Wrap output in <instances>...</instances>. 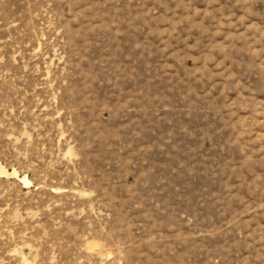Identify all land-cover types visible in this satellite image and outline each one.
<instances>
[{"label":"rangeland","instance_id":"374dc122","mask_svg":"<svg viewBox=\"0 0 264 264\" xmlns=\"http://www.w3.org/2000/svg\"><path fill=\"white\" fill-rule=\"evenodd\" d=\"M0 168V264H264V0H0Z\"/></svg>","mask_w":264,"mask_h":264},{"label":"bare ground","instance_id":"6f19581e","mask_svg":"<svg viewBox=\"0 0 264 264\" xmlns=\"http://www.w3.org/2000/svg\"><path fill=\"white\" fill-rule=\"evenodd\" d=\"M12 171L10 173H8L4 169L0 168V176H3V177H11V178L13 177V178L17 179L18 182L20 184H22V186L24 188H27L30 185V182L27 180V178L25 176L18 177L17 176L18 174H16L15 171H13V172Z\"/></svg>","mask_w":264,"mask_h":264}]
</instances>
